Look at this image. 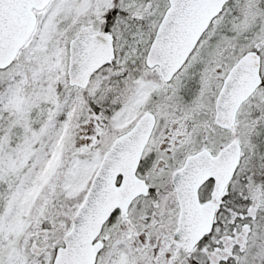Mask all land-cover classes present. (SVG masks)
Segmentation results:
<instances>
[{"label": "snow or ice", "instance_id": "1", "mask_svg": "<svg viewBox=\"0 0 264 264\" xmlns=\"http://www.w3.org/2000/svg\"><path fill=\"white\" fill-rule=\"evenodd\" d=\"M0 264H264V0H0Z\"/></svg>", "mask_w": 264, "mask_h": 264}]
</instances>
